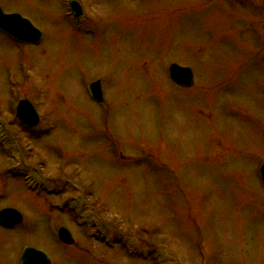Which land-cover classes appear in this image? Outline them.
<instances>
[{
	"label": "rangeland",
	"instance_id": "374dc122",
	"mask_svg": "<svg viewBox=\"0 0 264 264\" xmlns=\"http://www.w3.org/2000/svg\"><path fill=\"white\" fill-rule=\"evenodd\" d=\"M58 1L0 0L42 33L35 47L0 35V114L16 105L12 75L41 117L13 133L37 185L13 177L0 147V209L24 217L0 228V264H19L26 246L51 264H264V0H82L81 32L56 28ZM172 63L193 71L192 89L169 80ZM64 179L154 261L105 249L78 226L88 213L51 209L74 204ZM59 227L72 246L57 241ZM159 244L172 251L165 261L153 258Z\"/></svg>",
	"mask_w": 264,
	"mask_h": 264
},
{
	"label": "water",
	"instance_id": "95a60500",
	"mask_svg": "<svg viewBox=\"0 0 264 264\" xmlns=\"http://www.w3.org/2000/svg\"><path fill=\"white\" fill-rule=\"evenodd\" d=\"M0 30L7 33L12 39L22 43L37 44L40 40V33L29 25L28 22H21L20 17L17 15H4L0 11ZM169 75L172 81L177 85L185 88L193 86V75L189 68H182L177 65H172L169 69ZM93 95L98 97V85L91 86ZM18 116L22 120L27 121L33 125L37 123V116L27 102H21L18 107ZM261 176L264 180V166L260 169ZM21 222V216L12 210H4L0 213V225L11 226ZM63 241L71 244V240L66 239L64 236ZM21 264H50L46 257L34 249H27L24 251Z\"/></svg>",
	"mask_w": 264,
	"mask_h": 264
},
{
	"label": "flooded vegetation",
	"instance_id": "af4514ba",
	"mask_svg": "<svg viewBox=\"0 0 264 264\" xmlns=\"http://www.w3.org/2000/svg\"><path fill=\"white\" fill-rule=\"evenodd\" d=\"M77 2H78L79 10H80L79 11L80 12L79 13V20L81 21L79 23V26H78L77 29H78L79 32H81V31H85L87 29L85 26L90 21H89V16L87 15V8H86L87 5H85V3L82 0H77ZM58 5H59V7L61 9V12L60 13H62V15L59 16V19L56 18V25H55L56 28L57 29L58 28L61 29L62 28V25L65 22L67 24V26L70 25V27H69L70 29H74L72 27V24H71L72 21L69 18V14L70 13H68V11H67L66 1L65 0H59L58 1ZM2 11L5 14H19L18 11H15V10H8V12H5L2 9ZM61 22H63V23H61ZM0 35H2V34L0 33ZM16 45H20V44H16ZM9 76L10 77L8 79V84L10 86V95L8 97V100H10L11 102L15 103L16 102V99L18 97V91H17V87L14 84V81H13V79L11 77L12 75H9ZM0 122H4L5 123L6 128L8 129L9 132L16 131V130L19 131L20 129H24V130L34 129V128H30V127H28V126H26V125H24V124L21 123V121L16 117V108H14L13 112L7 113V115L0 114ZM11 136H12V138L14 140H17L16 136H14V135H11Z\"/></svg>",
	"mask_w": 264,
	"mask_h": 264
}]
</instances>
